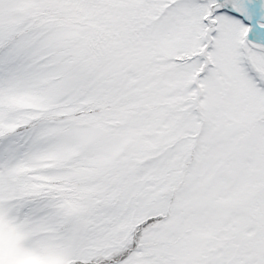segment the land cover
<instances>
[{
    "label": "snow or ice",
    "instance_id": "snow-or-ice-1",
    "mask_svg": "<svg viewBox=\"0 0 264 264\" xmlns=\"http://www.w3.org/2000/svg\"><path fill=\"white\" fill-rule=\"evenodd\" d=\"M0 264H264V0H0Z\"/></svg>",
    "mask_w": 264,
    "mask_h": 264
}]
</instances>
